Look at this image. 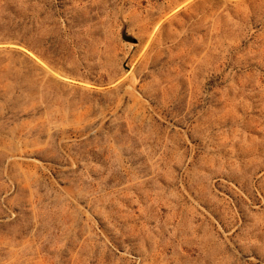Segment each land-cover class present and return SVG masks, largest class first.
<instances>
[{"label": "rangeland", "instance_id": "374dc122", "mask_svg": "<svg viewBox=\"0 0 264 264\" xmlns=\"http://www.w3.org/2000/svg\"><path fill=\"white\" fill-rule=\"evenodd\" d=\"M0 264H264V0H0Z\"/></svg>", "mask_w": 264, "mask_h": 264}]
</instances>
